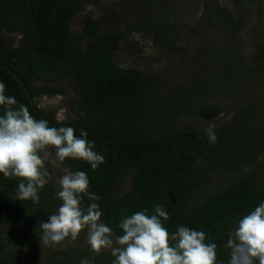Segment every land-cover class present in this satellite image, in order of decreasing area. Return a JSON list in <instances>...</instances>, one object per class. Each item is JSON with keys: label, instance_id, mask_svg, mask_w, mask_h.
Segmentation results:
<instances>
[{"label": "trees", "instance_id": "trees-1", "mask_svg": "<svg viewBox=\"0 0 264 264\" xmlns=\"http://www.w3.org/2000/svg\"><path fill=\"white\" fill-rule=\"evenodd\" d=\"M158 1L161 0H149L150 7ZM83 2L0 0V82L6 85L5 94L15 97L18 105L27 106L34 118L46 119L49 126L72 127L77 136L81 130L88 133V139L95 142V151L104 155L105 162L97 169L83 160L68 158L63 163L72 172H86L89 191L100 197L97 203L103 213L101 220L116 235L123 234L118 224L125 216L145 208L148 214H154V206L160 204L169 214L163 223L170 232L180 225L204 231L206 242L218 246L217 264H228L230 250L225 245L229 233L240 219L264 202V170L260 173L263 178L248 175V171H255V166L264 168L263 159L249 170L237 175L234 172L251 157L249 150L253 145L255 153L264 151L261 143L253 144L252 139L258 134L253 129L251 138L241 133V124L227 122L213 126L218 140L212 144L206 126L179 127V116L188 110L182 89L170 91L165 99L159 98L156 75L118 65L115 53L124 38L122 32L103 29L102 22L91 17L85 19L79 31H72L71 22ZM144 2L148 4V0ZM237 4H243L242 0H237ZM150 12H136L129 2L112 13L118 20L134 25L133 30H139L137 19ZM130 14L135 23L126 18ZM7 31L19 33L16 43L13 35L6 36ZM149 32L161 45L182 38L176 31L162 27ZM252 56L264 75V44ZM63 80L75 92L69 104L75 117L62 121L52 110L39 108L36 98L63 92ZM196 112L202 118L212 119L220 108L202 105ZM3 113L0 106V115ZM238 114L245 122L259 117L264 129L263 102L247 99L238 107ZM160 117L168 120L169 127L153 130L157 125L154 120ZM240 145L243 149H237L241 153L237 160L231 146L236 149ZM49 150L55 154L54 149ZM241 162L244 164L238 166ZM229 165L233 166L227 168ZM46 166L51 180L39 192V204L17 199L19 179H6L0 174V222L7 224L0 231V241L7 242L0 248V264L26 262V256L15 246L31 248L37 255L35 261L44 251L37 234L39 223L47 221L62 203L56 197L59 190L53 182L49 159ZM216 167L219 174L227 172L224 183L218 179L217 186L204 188ZM127 176L130 187L121 191L120 185ZM83 203L91 202L85 197ZM85 251H62L60 262L48 258L46 264H81L85 258L94 259V264H112L114 259L110 250L100 254L91 248ZM54 252L52 257L56 258L60 252Z\"/></svg>", "mask_w": 264, "mask_h": 264}, {"label": "rangeland", "instance_id": "rangeland-1", "mask_svg": "<svg viewBox=\"0 0 264 264\" xmlns=\"http://www.w3.org/2000/svg\"><path fill=\"white\" fill-rule=\"evenodd\" d=\"M144 1L84 0L81 10L71 22L72 31H79L87 17L101 21L103 29L119 30L124 34V38L115 53V62L118 65L136 67L156 75V95L159 98L165 99L170 91L182 89L188 110L179 116V127L190 125L213 127L227 122L241 124V133L244 132L251 138H253L251 131L255 130L258 136L252 139L253 144L261 143L264 150V129L258 121L259 117L245 122L238 114V107H241L247 99L258 104L264 103V75L261 69L256 68L252 56L264 44V0H242L243 4H237V0H161L152 7L149 0L148 4ZM129 2L135 7L136 12L140 11L142 14L146 10L151 11L140 15L137 19L139 30H133L134 25L129 26L125 20H118L112 13L113 10L121 9L122 5ZM126 18L134 23L136 21L132 14L127 15ZM160 27L165 30L172 29L182 38L174 41L173 44L161 45L154 39L152 32H149ZM5 34L9 37L13 35L12 40L15 43L19 38L18 32L7 31ZM62 83L63 92L39 96L36 98V103L41 109L55 112L56 118L63 121L75 117L69 107L75 92L64 80ZM202 105L219 106L220 112L212 119L202 118L196 112ZM167 121L161 117L155 119L154 123L157 125L152 129L158 131L169 127ZM233 146H231L232 150L236 151V159L239 160L241 153L237 152V149L241 150L243 146H237L236 149ZM255 148V145L252 149L248 148L251 149L249 150L251 157L245 164L241 162L238 165L244 164L234 171L236 175L242 170H249L251 165L260 163L262 159L264 165V151L258 150L255 153ZM42 155L48 156L54 185L60 190L58 181L63 176L64 170L70 168L57 161L55 154L49 149ZM232 166L229 165L227 168ZM221 167L222 165H219V168ZM263 170L260 165L255 166V171H248V175L261 176ZM226 176L227 172L219 174L216 167L211 170L208 176L210 182L205 184L204 188L211 184L217 186V180L223 181ZM123 182L120 185L121 191L130 187V177L124 178ZM6 225L0 222V231L5 229ZM37 234L41 237L40 228ZM6 244L7 242L0 241V248L1 245L6 246ZM40 246L44 251L37 261H35L37 255L31 248L20 246L15 248H19L26 256L24 264H46L49 262L48 258L60 262L62 251H68L69 254L79 250L83 253L86 252L85 249L90 250L86 230L81 232L75 241L65 240L54 247L42 244ZM57 250L60 253L53 258L52 255Z\"/></svg>", "mask_w": 264, "mask_h": 264}, {"label": "clouds", "instance_id": "clouds-1", "mask_svg": "<svg viewBox=\"0 0 264 264\" xmlns=\"http://www.w3.org/2000/svg\"><path fill=\"white\" fill-rule=\"evenodd\" d=\"M5 90L6 85L0 82V106L4 109L0 115V174L19 179L17 199L39 204V192L51 180L48 156L42 155L48 149L55 150L60 163L71 158L97 169L105 162L86 131L77 136L72 127L49 126L46 119L34 118L27 106L18 105ZM205 131L209 142L215 144L218 137L213 127ZM89 183L86 172L64 170L56 193L62 203L47 222L39 223L42 245L54 247L65 240L75 241L86 230L91 250L96 254L110 250L112 264H217V244L206 242L204 231L187 226L170 232L163 223L169 214L160 204L154 206V214L145 208L125 216L118 224L123 234L116 235L101 220L100 197L89 191ZM85 197L91 203L85 205ZM225 247L230 250L228 264H264V202L239 220ZM81 264H94V259H82Z\"/></svg>", "mask_w": 264, "mask_h": 264}]
</instances>
